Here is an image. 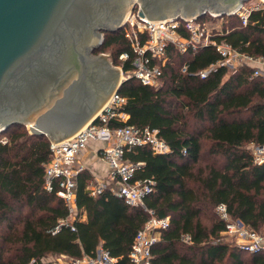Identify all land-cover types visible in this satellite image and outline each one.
<instances>
[{
    "label": "trees",
    "instance_id": "obj_1",
    "mask_svg": "<svg viewBox=\"0 0 264 264\" xmlns=\"http://www.w3.org/2000/svg\"><path fill=\"white\" fill-rule=\"evenodd\" d=\"M224 23L228 32L220 39L264 57V9L251 11L246 25L235 14ZM105 50L114 64L121 63L123 52L132 58L122 29L103 31L94 53ZM218 58L212 47L172 52L159 87L134 77L122 82L118 93L125 103L119 110L128 119H111L109 125L157 129L170 150L154 153L144 144L123 154L124 160L141 163L133 180L155 182L143 205L127 204L110 188L90 196L91 175L84 169L77 178L76 204L85 218L72 221L74 230L61 224L53 233L68 211L61 198L43 187L50 139L29 133L22 124L1 131L8 140L0 143V264H50V255L94 256L99 244L117 264H132L128 252L149 210L170 219L152 248L153 264H264V252L240 250L221 235L224 225L214 211L225 203L232 218L256 230L264 227V163H253L248 148L264 144V78L252 76L248 67L196 75ZM184 63L186 71L181 70ZM130 68L129 59L123 71ZM185 234L189 243L181 239Z\"/></svg>",
    "mask_w": 264,
    "mask_h": 264
},
{
    "label": "water",
    "instance_id": "obj_2",
    "mask_svg": "<svg viewBox=\"0 0 264 264\" xmlns=\"http://www.w3.org/2000/svg\"><path fill=\"white\" fill-rule=\"evenodd\" d=\"M246 1L0 0V132L29 125L54 142L92 120L124 81L94 51L134 4L139 17L186 21L232 14Z\"/></svg>",
    "mask_w": 264,
    "mask_h": 264
},
{
    "label": "built area",
    "instance_id": "obj_3",
    "mask_svg": "<svg viewBox=\"0 0 264 264\" xmlns=\"http://www.w3.org/2000/svg\"><path fill=\"white\" fill-rule=\"evenodd\" d=\"M257 9H264V0H256L247 5L244 3L232 14L214 15L208 12L201 18L186 21L182 18L149 20L139 17L138 9H133L125 18L122 27L132 54V58L127 52L118 57L121 61L118 68L122 79L134 77L143 85L159 87L163 70L170 62L172 52L184 55L206 47H212L219 58L196 73L200 78H206L219 67L226 68L229 73L248 67L252 69V76L264 78V57L241 52L226 40L219 38L224 32H228L224 25L226 16L235 14L241 23L246 25L250 12ZM129 59L131 68L123 71V64ZM186 69L187 64L184 63L181 70ZM124 103L125 98L118 91H113L97 115L75 133L54 142L50 139L51 158L44 166L43 187L47 192H54L61 198L68 211V217L55 227L53 233L61 224L70 225L74 230L72 221L81 219L76 204V186L78 175L85 169L81 156L90 141L105 143L99 155L110 167L107 182H88L86 189L90 196H96L105 188H110L114 195L122 198L127 204L143 205L144 199L153 191L155 182L152 179L133 180L134 173L141 163L124 160L123 154L134 146L144 144L149 145L154 153L160 154L168 153L170 148L158 137L157 129H138L126 124L110 126L111 119L122 123L127 121L128 115L119 110ZM25 127L29 132L28 125ZM7 140L4 136L0 137L2 144ZM248 148L253 163H264V144L250 143ZM214 211L224 225L221 235L231 245L249 253L264 252V228L256 230L241 220L232 218L225 203L217 204ZM148 212L150 216L135 234L128 252L132 264H153L152 248L159 241L162 231L169 227L168 216L157 217L151 210ZM181 239L185 243L190 242V236L187 234L182 235ZM61 256L59 259L49 260L50 264H117V258L112 257L101 244L97 246L94 256Z\"/></svg>",
    "mask_w": 264,
    "mask_h": 264
},
{
    "label": "crops",
    "instance_id": "obj_4",
    "mask_svg": "<svg viewBox=\"0 0 264 264\" xmlns=\"http://www.w3.org/2000/svg\"><path fill=\"white\" fill-rule=\"evenodd\" d=\"M105 146V143L99 141H90L87 144L84 154L81 156V161L91 175V181L96 183L98 180L108 181L110 167L100 157L99 151ZM85 218V214H81V219Z\"/></svg>",
    "mask_w": 264,
    "mask_h": 264
},
{
    "label": "rangeland",
    "instance_id": "obj_5",
    "mask_svg": "<svg viewBox=\"0 0 264 264\" xmlns=\"http://www.w3.org/2000/svg\"><path fill=\"white\" fill-rule=\"evenodd\" d=\"M256 0H248V1H246L245 2V4L247 5V4H249V3H254ZM136 9H138V8H135L134 10H136ZM130 10H128L127 11V13H126V15H125V18L130 14ZM97 54H104V55H106L107 56V58H108V60H109V62H110V64L115 68V69H117L118 71H119V68H118V66L121 64H114L113 62H112V60H111V57H110V51L109 50H105L104 52H101V53H97ZM119 59V58H118ZM229 73V72H228ZM124 76H125V74H124ZM119 77L120 78H122V76H121V73H120V71H119ZM24 127H25V125H24ZM25 129H26V127H25ZM27 130V129H26ZM30 133V132H29ZM262 228H264V227H262ZM60 257H62L61 255H50V256H48V258L47 259H49V260H53V259H56V258H60ZM66 257H68V256H66Z\"/></svg>",
    "mask_w": 264,
    "mask_h": 264
},
{
    "label": "flooded vegetation",
    "instance_id": "obj_6",
    "mask_svg": "<svg viewBox=\"0 0 264 264\" xmlns=\"http://www.w3.org/2000/svg\"><path fill=\"white\" fill-rule=\"evenodd\" d=\"M136 7H137V4H134V5H133V9H135ZM133 9H132V10H133ZM102 33H103V32H102ZM107 82H108V79H106V81H105V85L107 84Z\"/></svg>",
    "mask_w": 264,
    "mask_h": 264
},
{
    "label": "bare ground",
    "instance_id": "obj_7",
    "mask_svg": "<svg viewBox=\"0 0 264 264\" xmlns=\"http://www.w3.org/2000/svg\"><path fill=\"white\" fill-rule=\"evenodd\" d=\"M29 126V125H28Z\"/></svg>",
    "mask_w": 264,
    "mask_h": 264
}]
</instances>
